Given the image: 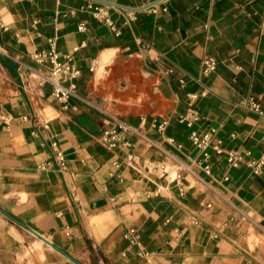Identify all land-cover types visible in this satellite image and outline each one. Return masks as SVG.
I'll list each match as a JSON object with an SVG mask.
<instances>
[{"label": "crops", "instance_id": "obj_1", "mask_svg": "<svg viewBox=\"0 0 264 264\" xmlns=\"http://www.w3.org/2000/svg\"><path fill=\"white\" fill-rule=\"evenodd\" d=\"M54 36L63 101L31 55ZM263 91L264 0H0V264H264Z\"/></svg>", "mask_w": 264, "mask_h": 264}, {"label": "built area", "instance_id": "obj_2", "mask_svg": "<svg viewBox=\"0 0 264 264\" xmlns=\"http://www.w3.org/2000/svg\"><path fill=\"white\" fill-rule=\"evenodd\" d=\"M94 13L96 15H104V10L99 7L97 8ZM106 21L110 22V20L105 17ZM55 38H49V47L47 49H40L35 50L32 52V57L37 61H43L47 59L50 62V67L47 73H40L38 75L39 83L48 82L51 84V92L60 100H66V98L71 95L75 94L74 88L70 83H65L64 80H69L70 78L76 76L79 73V69L76 68L72 63L63 61L60 59V54L55 47ZM66 60H70L72 58L71 54L64 55ZM202 66L201 69L204 73H208L215 68L216 61L212 56H204L201 60ZM264 94V91H263ZM90 102V101H88ZM91 104L95 105V103L90 102ZM246 104L252 108L253 110L261 113L260 103L253 97L249 96L246 99ZM198 118V114L196 111H191L187 114L181 115L180 120H186L188 123L193 121L194 119ZM165 121L161 122L158 126L162 128L164 126ZM132 127L126 125L123 121L117 120L116 125L111 128H106L101 133V140L104 141L108 146L113 147L117 144L119 138L121 137L122 132H129L131 131ZM214 131L208 130L204 132H198L196 130H192L190 132V138L193 143L199 147L204 155H207L206 148L208 146H212L216 151H221L222 148L220 147V140L214 139ZM56 158L58 161L59 168H65V158L62 154L61 150L56 151ZM241 158L240 153L236 149H229L227 151V160L231 165H237L239 159ZM41 167H45L46 164L39 165ZM205 170L209 171V166L205 165ZM254 171H258V163L254 164ZM125 237L128 239L130 244H138L139 238L138 233L135 227L130 226L127 228L125 232ZM137 253L139 255H146L148 252L143 249L139 248Z\"/></svg>", "mask_w": 264, "mask_h": 264}, {"label": "water", "instance_id": "obj_3", "mask_svg": "<svg viewBox=\"0 0 264 264\" xmlns=\"http://www.w3.org/2000/svg\"><path fill=\"white\" fill-rule=\"evenodd\" d=\"M26 229H28L30 232L34 233L35 235H37L38 237H40L43 241H45L46 243H48L49 245L61 250L60 248H58L50 239H48L46 236H44L43 234H41L40 232H38L37 230H35L34 228L24 225L23 223H21ZM62 251V250H61ZM64 252V251H62ZM65 253V252H64ZM68 255V254H67ZM69 256V255H68ZM82 264V263H80Z\"/></svg>", "mask_w": 264, "mask_h": 264}]
</instances>
